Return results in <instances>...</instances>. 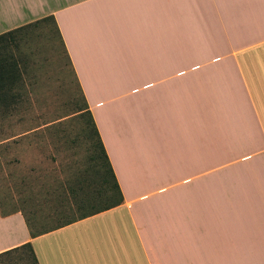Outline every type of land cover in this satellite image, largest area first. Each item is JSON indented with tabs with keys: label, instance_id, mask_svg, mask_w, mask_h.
<instances>
[{
	"label": "crops",
	"instance_id": "crops-1",
	"mask_svg": "<svg viewBox=\"0 0 264 264\" xmlns=\"http://www.w3.org/2000/svg\"><path fill=\"white\" fill-rule=\"evenodd\" d=\"M46 17L121 202L34 237L20 212L0 213V253L29 243L37 264H264V239L242 250L234 235L226 188L264 167V0H0V35Z\"/></svg>",
	"mask_w": 264,
	"mask_h": 264
},
{
	"label": "rangeland",
	"instance_id": "rangeland-1",
	"mask_svg": "<svg viewBox=\"0 0 264 264\" xmlns=\"http://www.w3.org/2000/svg\"><path fill=\"white\" fill-rule=\"evenodd\" d=\"M2 47L18 70L10 99L19 96L0 105V211L20 212L40 233L107 206L111 181L54 24L44 20L13 33ZM250 167L226 181L235 193L234 235L242 250L264 239V167ZM231 223L226 210L225 250ZM0 264L32 261L20 251Z\"/></svg>",
	"mask_w": 264,
	"mask_h": 264
},
{
	"label": "trees",
	"instance_id": "trees-1",
	"mask_svg": "<svg viewBox=\"0 0 264 264\" xmlns=\"http://www.w3.org/2000/svg\"><path fill=\"white\" fill-rule=\"evenodd\" d=\"M44 20H50L54 24V21L52 20L51 17H46V18H43L41 20L35 21V22L31 23V24L16 28V29H14L12 31H9L7 33H4V34L0 35V105L8 106L9 102L12 99L13 100L17 99L18 98L17 96H19V95H15V97H12V99H10L11 98L10 92L12 91V88H14L16 86V81L18 80V73H17L18 70H17V66L14 63V61L12 60V58H10L9 56L4 54V52H3L4 51V47H2V45H4L5 41L8 40L9 36H11L13 33L21 31V30H23V29H25L27 27H30V26H34L37 23L42 22ZM54 27H55V25H54ZM55 29H56V27H55ZM56 31H57V29H56ZM57 33H58V31H57ZM58 36H59V34H58ZM8 97H9L10 101L7 99ZM82 102H83V109L82 110L84 111V113L88 117V121H89V123H90V125L92 127L93 135L96 138V143H97V147H98L99 153L102 156V159L104 161L105 172H106L108 178L111 181V190L110 191L112 193H110L111 194V203H109L107 206L102 207L99 210H94V211H92V212H90V213H88L86 215H82V216H80L79 218H77L75 220L82 219L84 217H87V216L96 214L98 212L107 210L109 208H112V207L118 205L121 202V196H120L118 187H117L116 182L114 180V177H113V175L111 173V170H110V167H109L108 162L106 160L104 151H103L102 146L100 144V141L98 139V135L96 133V129L94 127V124L92 122L91 116H90V114H89V112L87 110V107H86V104H85L83 98H82ZM108 192H109V190L106 188L104 190V194L107 195ZM0 213L3 214V212H1V211H0ZM24 220H25L26 226L28 227V230L30 231V235L32 237H34V236H36L38 234L44 233V232H46L48 230H53V229H56L58 227L67 225V224L75 221V220L67 221V222H65L63 224H60V225H58V226H56L54 228L48 229L46 231H43V232H40V233H33L31 231L30 227L28 226V223H27L25 218H24ZM20 251H26L27 254L29 255L31 261H32V264H37L29 243H25L23 245H20L18 247H15V248H12V249H9L7 251H4V252L0 253V258H2L4 256L11 255L13 253H18Z\"/></svg>",
	"mask_w": 264,
	"mask_h": 264
}]
</instances>
